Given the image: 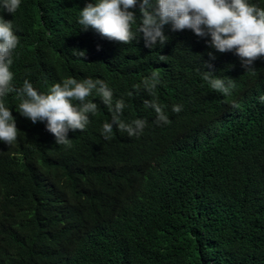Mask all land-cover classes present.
<instances>
[{"label":"trees","instance_id":"1","mask_svg":"<svg viewBox=\"0 0 264 264\" xmlns=\"http://www.w3.org/2000/svg\"><path fill=\"white\" fill-rule=\"evenodd\" d=\"M88 2L21 0L14 16L0 13L20 37L13 83L47 92L67 77L99 78L125 100L122 119L147 126L139 137L114 127L105 139L111 114L94 94L87 128L58 145L10 93L20 133L11 146L0 141V264H264V57L247 70L233 52L209 47L210 37L170 25L163 46L145 47L142 34L110 41L78 23ZM206 61L234 81L232 94L202 79ZM155 69L168 124L143 103Z\"/></svg>","mask_w":264,"mask_h":264},{"label":"clouds","instance_id":"2","mask_svg":"<svg viewBox=\"0 0 264 264\" xmlns=\"http://www.w3.org/2000/svg\"><path fill=\"white\" fill-rule=\"evenodd\" d=\"M20 5L21 0H0V13L14 16ZM78 23L83 30L91 28L101 37L120 44L132 43L142 34L148 48L167 42L166 25L174 32L191 30L197 37H210L206 43L216 51L233 52L247 70L253 68L257 59L264 57V7L250 0H95L80 10ZM19 44L13 19H5L0 14V141L11 146L20 133L16 118L5 102L10 93H16L20 100L17 111L33 124L46 122V130L55 137L58 145L70 147L69 131L82 132L87 128L90 116L98 111V104L91 98L94 94L111 114V120L102 126L105 139L112 138L114 127L130 137H139L143 133L147 121L142 118L131 122L123 120V110L127 107L125 100L114 99L113 89L102 79L67 77L50 86L47 92L39 91L28 79H24L22 87H15V73L11 69ZM75 54L81 58L86 55L83 50H75ZM208 55L211 60L215 59L213 53ZM160 59L164 60V56ZM203 68L209 69L203 70L201 77L211 90L226 96L232 94L235 83L231 78L225 80L216 76L208 61L204 62ZM160 82L159 69L143 80L144 90L153 97L143 103L154 110L158 125L171 122L156 98ZM134 87L139 89V85ZM259 101L264 104V95ZM182 109V105L176 104L171 111L179 113Z\"/></svg>","mask_w":264,"mask_h":264}]
</instances>
